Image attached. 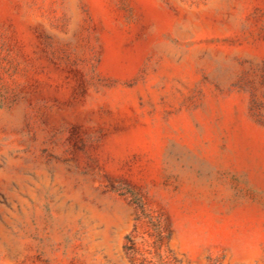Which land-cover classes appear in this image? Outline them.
I'll return each mask as SVG.
<instances>
[{
  "label": "rangeland",
  "instance_id": "1",
  "mask_svg": "<svg viewBox=\"0 0 264 264\" xmlns=\"http://www.w3.org/2000/svg\"><path fill=\"white\" fill-rule=\"evenodd\" d=\"M0 264H264V0H0Z\"/></svg>",
  "mask_w": 264,
  "mask_h": 264
}]
</instances>
